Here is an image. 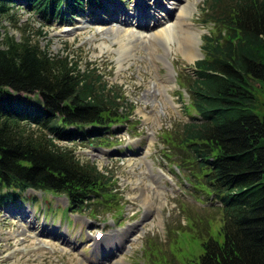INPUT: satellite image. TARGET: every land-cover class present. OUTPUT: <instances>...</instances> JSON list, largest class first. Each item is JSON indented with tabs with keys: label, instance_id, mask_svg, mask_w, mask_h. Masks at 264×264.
Wrapping results in <instances>:
<instances>
[{
	"label": "trees",
	"instance_id": "1",
	"mask_svg": "<svg viewBox=\"0 0 264 264\" xmlns=\"http://www.w3.org/2000/svg\"><path fill=\"white\" fill-rule=\"evenodd\" d=\"M92 3L100 0H0V208L23 203L25 192L39 199L28 190L63 194L66 210L92 215L118 203L113 175L78 156L75 144H111L102 134L120 129L132 103L70 52L53 53L16 25L19 10L51 21ZM204 11L212 26L204 58L183 82L191 120L175 129L177 143L168 132L163 138L176 145L190 181L221 202L218 237L208 234L196 264H264V116L255 111V87L264 85V0H209Z\"/></svg>",
	"mask_w": 264,
	"mask_h": 264
},
{
	"label": "rangeland",
	"instance_id": "2",
	"mask_svg": "<svg viewBox=\"0 0 264 264\" xmlns=\"http://www.w3.org/2000/svg\"><path fill=\"white\" fill-rule=\"evenodd\" d=\"M117 1L107 0L98 8L88 7L94 15L79 16L74 24L68 20L45 21L37 14L19 10L16 25L31 28L33 33L29 35L35 36L53 53L70 52L79 61L80 68L95 69L108 85L118 86L125 99L134 105L129 129L115 130L113 137L102 134L101 139L108 138L111 147L75 144L78 156L113 175L114 191L123 211L120 219L115 217L117 226H120H113L107 216L114 212L103 213L105 209H99L97 217L83 213L89 216V220L85 219L87 221L79 213H69L76 222L73 226L66 205L62 203L65 199L59 194L56 197L48 191L43 192L44 195L31 192L39 199L29 201L25 192L23 203L9 209H20L21 204L30 210L27 218L20 220L8 208H0V264H174L175 261V264H196L208 234L218 237L223 223L220 202L212 203L214 197L206 189L195 190L186 178V172L177 166L179 151L176 145L163 138L167 131L171 135L169 140L177 143L173 137L175 129L191 120L183 106V101L189 102L188 90L185 89L183 99L178 90L193 76L195 62L204 58L205 36L212 30V26L204 24L208 17L204 8L209 0ZM188 3H195L196 7L192 6L188 15H180L178 7ZM123 4H128L134 18L125 15L127 9ZM156 4L161 6L156 7ZM164 4L171 8L168 11L171 15L167 16ZM99 12L106 21L94 23L92 20L100 18ZM148 18L153 23H148ZM180 18L184 23H178L177 32L174 27L169 31L172 36L176 33V39L171 42L167 56L165 47L168 46L160 36L145 43L141 38L137 42L127 38L123 42L130 48L120 52L121 38L115 37L118 28L145 32L141 29L155 27L166 19L176 23ZM6 24L10 33L19 38V29ZM188 25L200 32L199 54L194 61L179 43L183 40L180 28L185 29L184 26ZM41 26L42 33L35 35V30ZM159 28L148 30L153 33ZM255 93V111L264 116L262 83L256 85ZM134 140H138L137 143L132 147L128 145ZM115 148L122 150L116 153ZM173 152L177 156H172ZM165 153H170V157ZM159 171L165 176H160ZM90 224H97L106 234H113L94 244L91 237L95 230H91L93 226ZM127 227L133 229L129 237L124 234ZM49 231L51 233H47ZM107 249H114L115 255L105 257Z\"/></svg>",
	"mask_w": 264,
	"mask_h": 264
},
{
	"label": "bare ground",
	"instance_id": "3",
	"mask_svg": "<svg viewBox=\"0 0 264 264\" xmlns=\"http://www.w3.org/2000/svg\"><path fill=\"white\" fill-rule=\"evenodd\" d=\"M160 6H161V4H156V7H160ZM192 6L196 7V4L195 3H188L185 5L179 6L178 8H179L180 15H188L190 13ZM165 12L167 13V16L171 15V12H168L167 10H165ZM140 17H141V15H140ZM178 23H181V24L184 23V21H182V18H180V20L177 21L176 23L169 22L168 19H166L164 22H162L160 24L161 25L160 28L156 32L154 31L153 33L151 31H149L148 29L149 28L152 29L154 27H145V28L141 29V30L145 31L146 33L142 32V31L133 32V31H130L129 29L118 28V34L115 37L121 38L119 41L120 52L124 53L127 48H130V45L127 42H126L127 44H125L123 42V40H125L127 38H129L130 40H135L136 42H137V40H140V38H141V39H143V41L145 43V41H153L152 39L154 36H160L161 38H163L165 40L166 45L168 46V47H165V56H167L168 51H170V48H171V42L175 41V39H176L174 37V36H176V33L174 36H172L169 34V31L171 30L172 27H174L175 31H176L177 30L176 27L178 26ZM157 25H159V24H157ZM139 28H141V27H139ZM184 28L185 29L180 28L183 40L179 43L182 45V49L184 50V53L187 56H189L192 61H194L195 58H197V56L199 54V47H197V44L199 41L198 36H199L200 32L198 31V29H194L190 25L184 26ZM126 35H127V37L124 38ZM163 39H162V41H163ZM178 41H179V38H178ZM164 46H165V44H164ZM120 63L122 64V60H120Z\"/></svg>",
	"mask_w": 264,
	"mask_h": 264
}]
</instances>
